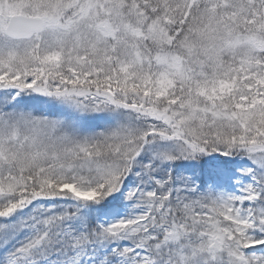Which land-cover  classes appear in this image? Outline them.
Listing matches in <instances>:
<instances>
[{
  "label": "snow or ice",
  "instance_id": "6c2138e0",
  "mask_svg": "<svg viewBox=\"0 0 264 264\" xmlns=\"http://www.w3.org/2000/svg\"><path fill=\"white\" fill-rule=\"evenodd\" d=\"M0 264H264V0H0Z\"/></svg>",
  "mask_w": 264,
  "mask_h": 264
}]
</instances>
